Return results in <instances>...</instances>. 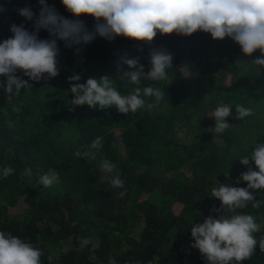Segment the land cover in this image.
Masks as SVG:
<instances>
[{
    "label": "trees",
    "instance_id": "trees-1",
    "mask_svg": "<svg viewBox=\"0 0 264 264\" xmlns=\"http://www.w3.org/2000/svg\"><path fill=\"white\" fill-rule=\"evenodd\" d=\"M46 2L74 19L60 0ZM25 7L40 13L39 0H0V42L12 36L13 24L35 31L34 22L17 11ZM81 19L93 30V17ZM38 36L49 38L44 30ZM57 43L58 76L35 82L18 70L31 87L11 99L0 88V232L39 249L41 264L57 258L61 264H109L110 259L116 264H207L191 247V228L219 217L221 201L212 197V188L219 183L247 188L239 180L248 170L240 159L264 143V68L252 64L260 51L246 56L231 38L214 40L203 31L190 37L158 33L151 45L99 35L72 48ZM153 49L172 54L168 78L130 83L123 74L136 69L124 60L138 59L147 73ZM74 74L81 76L80 83L107 76L122 95L153 86L164 96L151 111L145 107L127 115L115 106L70 111L69 77ZM144 99L156 104L154 97ZM221 105L232 109L226 118L230 127L215 134L208 131L215 126L211 113ZM237 105L253 115L236 119ZM97 137L103 138L102 146L91 149ZM78 151L89 155L77 156ZM104 160L116 165L108 179H102ZM251 166L258 170L254 162ZM5 167L13 174L5 177ZM49 170L59 178L45 187L39 180ZM117 176L123 187L111 185ZM250 191L260 206L249 202L236 212L254 217L260 225L253 233L257 239L264 233V189ZM259 242L245 264H264ZM52 251L57 254L50 262Z\"/></svg>",
    "mask_w": 264,
    "mask_h": 264
},
{
    "label": "clouds",
    "instance_id": "clouds-1",
    "mask_svg": "<svg viewBox=\"0 0 264 264\" xmlns=\"http://www.w3.org/2000/svg\"><path fill=\"white\" fill-rule=\"evenodd\" d=\"M74 19L60 15L55 6H49L46 0H39L40 13L36 16L31 8L17 9L20 16L33 21L35 31L27 30L23 24L11 26L12 36L0 42V81L7 98L13 93L19 95L21 89L30 88L23 76L39 82L59 75L58 56L60 49L57 41H63L65 47L72 48L91 43L97 35L107 40L125 37L132 41L151 45L157 34L192 36L198 31L209 33L214 40L231 38L240 45L243 54L251 57L257 50L261 55L252 60L254 66L264 68V0H60ZM3 9H0L2 11ZM83 16L93 17L95 24L89 31ZM44 30L48 39H40L38 33ZM79 51V48L77 49ZM150 70L145 73L144 66L138 59H125L129 68L135 71L124 72L123 76L130 83L139 85L141 79L161 81L168 78L167 70L172 67L173 56L166 50L153 49L149 53ZM81 76L69 77L70 92L73 99L69 101L73 111L77 106L87 105L101 109L115 106L119 113L128 114L138 109L151 111L163 99L161 89L146 86L137 87L134 92L122 95L112 85L107 76L97 79L88 78L80 83ZM15 90V91H14ZM145 97H154L156 104L148 103ZM229 106H218L211 117L215 118V126L208 131L223 133L230 127L226 121L231 115ZM236 119L242 120L253 115L250 108L236 106ZM102 137H97L90 145L91 149L102 146ZM77 156H88L89 152H76ZM254 162L255 169L251 166ZM240 163L248 167L239 180L247 183V188L234 187L231 184L219 183L212 188V197L221 201L218 218L209 216L202 223L191 228L194 243L191 247L198 249L207 264H231L249 258L257 245L254 232L260 230L252 215L238 214L237 209L252 202L259 207L260 202L250 190L264 189V143L255 146L251 156L240 159ZM116 165L104 160L100 168L103 172L112 173ZM11 167H5V177L13 174ZM54 170L40 177V184L50 187L58 180ZM238 180V182H239ZM113 187H123V181L115 177L110 181ZM90 241L83 240L86 245ZM264 251V239L259 242ZM42 252L30 243L0 232V264H41ZM109 264H116L114 259Z\"/></svg>",
    "mask_w": 264,
    "mask_h": 264
},
{
    "label": "rangeland",
    "instance_id": "rangeland-1",
    "mask_svg": "<svg viewBox=\"0 0 264 264\" xmlns=\"http://www.w3.org/2000/svg\"><path fill=\"white\" fill-rule=\"evenodd\" d=\"M183 71H184V74L185 75H187V71L185 70V69H183ZM208 76L209 77H212V74L210 73V74H208ZM210 84H212L213 86H215V83L214 82H210ZM216 108V107H215ZM119 149L123 152V147H122V144H119ZM109 174L110 173H104V175H103V178L102 179H108L109 177ZM173 210L177 213V207L176 206H174V208H173ZM91 232H92V230H91ZM93 242H94V240L93 239H91ZM95 243V242H94ZM95 247H97L96 245H94ZM57 253H55L54 251H52L51 252V254H50V258H49V261L50 262H52L53 260H54V257H55V255H56ZM54 264H61V262H60V260H59V258H57V259H55V262H54Z\"/></svg>",
    "mask_w": 264,
    "mask_h": 264
},
{
    "label": "water",
    "instance_id": "water-1",
    "mask_svg": "<svg viewBox=\"0 0 264 264\" xmlns=\"http://www.w3.org/2000/svg\"><path fill=\"white\" fill-rule=\"evenodd\" d=\"M264 237V233L257 238V243ZM246 263V260L242 261V264H245Z\"/></svg>",
    "mask_w": 264,
    "mask_h": 264
}]
</instances>
